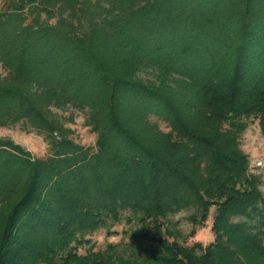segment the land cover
I'll list each match as a JSON object with an SVG mask.
<instances>
[{"label":"trees","instance_id":"16d2710c","mask_svg":"<svg viewBox=\"0 0 264 264\" xmlns=\"http://www.w3.org/2000/svg\"><path fill=\"white\" fill-rule=\"evenodd\" d=\"M65 107L94 147L67 136ZM253 119L264 134V0H0V127L49 145L35 158L0 138V264H264L261 179L240 147ZM211 207L207 246L161 236ZM123 219L160 251L77 252Z\"/></svg>","mask_w":264,"mask_h":264},{"label":"rangeland","instance_id":"374dc122","mask_svg":"<svg viewBox=\"0 0 264 264\" xmlns=\"http://www.w3.org/2000/svg\"><path fill=\"white\" fill-rule=\"evenodd\" d=\"M58 120L65 128V133L75 143L84 147H94L96 134L86 122V114L82 111L65 107L55 109ZM161 128L164 124L160 123ZM0 138L9 139L28 151L35 158H43L49 154V145L42 135L34 131L23 130L19 125L0 127ZM240 147L249 157V168L260 176V190L264 194V134L260 131L257 119L248 122L241 134ZM215 207H211L207 220L203 223L193 222L190 219L191 211L183 210L170 215L162 228L161 236L169 241H176L183 246L205 247L214 241L212 230ZM138 228L135 223H127L124 219L114 226L101 228L87 236L77 247L80 254L89 251L116 252L125 258L130 256H148L152 252L160 251L158 243L150 238L135 237L134 231ZM154 234L153 230H149Z\"/></svg>","mask_w":264,"mask_h":264}]
</instances>
